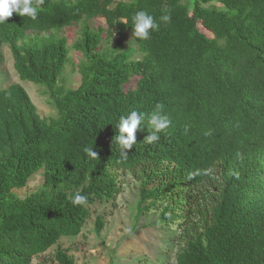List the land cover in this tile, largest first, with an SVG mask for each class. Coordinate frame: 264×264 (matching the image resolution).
I'll use <instances>...</instances> for the list:
<instances>
[{
    "label": "trees",
    "instance_id": "16d2710c",
    "mask_svg": "<svg viewBox=\"0 0 264 264\" xmlns=\"http://www.w3.org/2000/svg\"><path fill=\"white\" fill-rule=\"evenodd\" d=\"M141 10L159 24L148 40L132 36ZM96 18L106 29L91 27ZM73 24L70 46L59 31ZM4 44L58 116L42 117L19 83L0 88V264L54 246V264H76L59 242L82 232L93 204L117 198L121 171L138 182V216L175 230V264H264V0H44L36 20L0 24ZM71 48L83 57L76 88L59 84ZM157 104L171 123L147 143ZM132 111L145 120L125 157L115 135ZM41 168L40 188L19 197ZM76 193L87 203L73 204Z\"/></svg>",
    "mask_w": 264,
    "mask_h": 264
},
{
    "label": "rangeland",
    "instance_id": "374dc122",
    "mask_svg": "<svg viewBox=\"0 0 264 264\" xmlns=\"http://www.w3.org/2000/svg\"><path fill=\"white\" fill-rule=\"evenodd\" d=\"M91 27H103L104 20L96 18L90 21ZM59 33L65 36L71 46L81 36V26L73 24L63 28ZM128 47L136 45L130 37ZM114 38L110 43L101 42L100 49L108 50L112 47ZM4 60L0 64V88L10 84L19 83L30 95L39 114L42 117H57L54 101L46 93V88L31 81L21 80L13 66V58L7 45L0 48ZM69 61L62 73L59 84L67 88H76L81 83L79 65L83 60L80 53L70 49ZM134 58H140L135 53ZM136 80L133 79L128 88H135ZM41 168L35 172L27 184L13 191L21 198L35 192L43 184ZM122 191L114 201L93 204L91 215L77 236H63L59 245L69 250L76 264H175L177 247L173 237L175 230L170 227L151 226L154 220L153 213L138 216L137 199L139 194L138 182L131 172H119ZM104 218V227L99 234L95 232L96 216ZM57 246L50 248L46 253L34 257L30 264H54L53 254Z\"/></svg>",
    "mask_w": 264,
    "mask_h": 264
},
{
    "label": "clouds",
    "instance_id": "9594fccd",
    "mask_svg": "<svg viewBox=\"0 0 264 264\" xmlns=\"http://www.w3.org/2000/svg\"><path fill=\"white\" fill-rule=\"evenodd\" d=\"M44 0H0V24L5 23L6 19L12 17L15 13L20 17L27 16L31 20H36L38 17V10ZM163 22L170 20L169 15L160 17ZM131 22L133 26L132 36L139 40L150 39L151 32L159 29V24L156 19L146 11H137L132 17ZM145 120V114L137 111H132L126 116H121L115 135V143L121 148V154L127 156L128 150L133 148L136 144V133L142 128ZM148 123L151 126V133H149L145 140L147 143L157 142L160 137L159 133L163 132L171 123L170 117L163 111V105L157 104L156 110L150 115ZM207 134V133H206ZM88 156L97 158V153L92 147H85L83 150ZM75 205H84L87 203V197L76 193L72 200Z\"/></svg>",
    "mask_w": 264,
    "mask_h": 264
}]
</instances>
